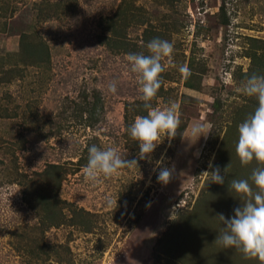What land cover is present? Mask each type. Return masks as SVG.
<instances>
[{
	"label": "rangeland",
	"instance_id": "1",
	"mask_svg": "<svg viewBox=\"0 0 264 264\" xmlns=\"http://www.w3.org/2000/svg\"><path fill=\"white\" fill-rule=\"evenodd\" d=\"M156 37L174 53L151 104L178 102L181 125L141 159L128 128L147 110L126 57ZM254 72L264 0H0V264H261L215 242L218 214L245 199L230 181L264 167L235 151L258 106L236 88ZM195 121L213 127L194 142ZM93 144L137 165L92 184ZM216 166L224 184L203 173Z\"/></svg>",
	"mask_w": 264,
	"mask_h": 264
},
{
	"label": "clouds",
	"instance_id": "2",
	"mask_svg": "<svg viewBox=\"0 0 264 264\" xmlns=\"http://www.w3.org/2000/svg\"><path fill=\"white\" fill-rule=\"evenodd\" d=\"M146 47L148 54L129 53L126 57L131 71L139 76L141 98L147 110V115L136 116L128 128L131 138L139 144L141 159L149 156L165 137L169 140L175 138L181 125L178 102L171 101L163 108L153 107L151 104L163 84L162 74L166 68L162 61L165 58L171 59L174 45L168 40L156 37L149 41ZM179 72L185 79L191 76V69L186 64L179 67ZM108 91L113 94L117 92L115 80L108 84ZM236 91L248 97H256L258 101L254 111L238 125L236 154L242 165H248L253 160L264 164V75L252 73ZM212 127L210 122L195 121L190 126V137L194 138V142L201 136L207 138L212 132ZM87 149L88 160L82 174L85 180L92 184L97 183L101 176L111 178L119 175L121 169L137 165V160L126 159L116 147L101 148L93 144L87 146ZM228 165L224 169L225 174ZM209 167L212 168L211 163ZM173 171L174 168H160L158 182L165 185L169 183ZM203 173L210 177L212 183L225 182V176L221 175L219 166ZM249 179L230 181L231 189L245 199L242 206L234 209L231 218L218 214L223 229L215 242L223 248H235L242 252L245 258L258 259L264 264V167L254 168ZM112 203L117 205V200H109V204Z\"/></svg>",
	"mask_w": 264,
	"mask_h": 264
}]
</instances>
